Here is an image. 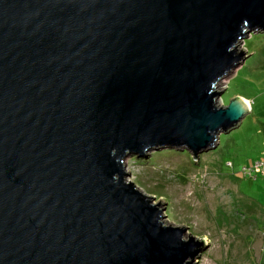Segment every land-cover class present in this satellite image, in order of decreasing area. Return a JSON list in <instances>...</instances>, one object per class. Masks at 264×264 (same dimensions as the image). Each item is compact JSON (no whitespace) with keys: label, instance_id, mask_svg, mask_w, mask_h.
<instances>
[{"label":"water","instance_id":"obj_1","mask_svg":"<svg viewBox=\"0 0 264 264\" xmlns=\"http://www.w3.org/2000/svg\"><path fill=\"white\" fill-rule=\"evenodd\" d=\"M264 0H0V264H197L124 160L215 149Z\"/></svg>","mask_w":264,"mask_h":264},{"label":"rangeland","instance_id":"obj_2","mask_svg":"<svg viewBox=\"0 0 264 264\" xmlns=\"http://www.w3.org/2000/svg\"><path fill=\"white\" fill-rule=\"evenodd\" d=\"M240 41L246 60L218 88L224 105L237 96L251 104L239 126L221 133L200 162L186 149L168 148L124 160L127 181L153 203L164 202L166 223L206 240L197 264H264V167L244 172L264 163V32Z\"/></svg>","mask_w":264,"mask_h":264},{"label":"built area","instance_id":"obj_3","mask_svg":"<svg viewBox=\"0 0 264 264\" xmlns=\"http://www.w3.org/2000/svg\"><path fill=\"white\" fill-rule=\"evenodd\" d=\"M262 166L264 167V163H262V162H257V163L255 164V167H254V168H251V169L244 168V169H245L244 172H245L246 174L248 173V174L252 175L254 169H255V171H256V170H260V169H262Z\"/></svg>","mask_w":264,"mask_h":264},{"label":"bare ground","instance_id":"obj_4","mask_svg":"<svg viewBox=\"0 0 264 264\" xmlns=\"http://www.w3.org/2000/svg\"><path fill=\"white\" fill-rule=\"evenodd\" d=\"M240 42H241V41H240ZM245 60H246V59H245ZM239 66H240V64H239L237 67H239ZM237 67H236V68H237ZM233 70H235V68L232 69V71H233ZM232 71L228 74V76L232 73ZM228 76H226V77H228ZM223 80H224V79H222V81H223ZM247 101H248V100H247ZM248 102H249V101H248Z\"/></svg>","mask_w":264,"mask_h":264},{"label":"crops","instance_id":"obj_5","mask_svg":"<svg viewBox=\"0 0 264 264\" xmlns=\"http://www.w3.org/2000/svg\"><path fill=\"white\" fill-rule=\"evenodd\" d=\"M247 100V99H246ZM250 104V103H249ZM250 110H251V104H250Z\"/></svg>","mask_w":264,"mask_h":264}]
</instances>
